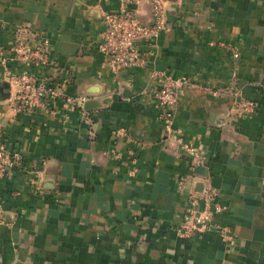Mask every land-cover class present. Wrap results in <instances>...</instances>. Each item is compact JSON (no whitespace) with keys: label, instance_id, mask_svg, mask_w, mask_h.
Returning <instances> with one entry per match:
<instances>
[{"label":"crops","instance_id":"crops-1","mask_svg":"<svg viewBox=\"0 0 264 264\" xmlns=\"http://www.w3.org/2000/svg\"><path fill=\"white\" fill-rule=\"evenodd\" d=\"M162 2L167 26L139 41L144 64L112 69L103 16L121 0H0L4 56L16 28L43 35L65 99L16 114L0 92L4 141L23 158L0 181V264H264V0ZM131 8L154 23L152 3ZM161 72L197 87L171 124L155 97ZM233 90L253 116L236 112ZM201 184L217 190L214 224L233 245L215 230L178 234Z\"/></svg>","mask_w":264,"mask_h":264},{"label":"built area","instance_id":"built-area-1","mask_svg":"<svg viewBox=\"0 0 264 264\" xmlns=\"http://www.w3.org/2000/svg\"><path fill=\"white\" fill-rule=\"evenodd\" d=\"M141 2L152 3L155 21L145 25L138 19L131 8ZM119 12L107 13L103 16L104 30L102 33L101 51L112 69L120 67L135 68L144 64L147 54L140 51V40H157L166 29L162 0H121ZM11 58L4 56L0 47V69L9 86L7 103L10 110L16 114L28 113L36 109H45L49 104L64 99L61 84L52 76H47L45 70L55 68V58L50 42L41 34L34 33L29 28L18 27L14 30L13 40L9 47ZM238 56V55H236ZM13 62L18 72L14 73L9 65ZM162 84L155 93L158 110L165 123L171 124L175 109L184 88H197L195 84L184 78H175L167 72L156 73ZM231 91V90H229ZM234 109L241 117H251L257 110L254 101L241 96L238 90H233ZM65 100V99H64ZM85 98L68 99L67 104H82ZM185 150L193 151L187 143L182 142ZM23 163L19 152L10 150L3 138V126L0 123V181L8 176L15 166ZM0 207L2 193L0 192ZM222 212L218 200V192L207 185L204 195L190 194L186 204V212L177 232L186 239L202 236L211 231H217L225 244L233 245L235 238L228 227L216 226L214 218Z\"/></svg>","mask_w":264,"mask_h":264},{"label":"water","instance_id":"water-1","mask_svg":"<svg viewBox=\"0 0 264 264\" xmlns=\"http://www.w3.org/2000/svg\"><path fill=\"white\" fill-rule=\"evenodd\" d=\"M8 89H9V86L6 83L0 84V92H1V94L4 91H8ZM88 103H92V101L91 102H86L85 105L88 104ZM206 187H207V184L206 185H202V187L199 190H197V192H192V194H195V195H198V196H202V195H204Z\"/></svg>","mask_w":264,"mask_h":264}]
</instances>
